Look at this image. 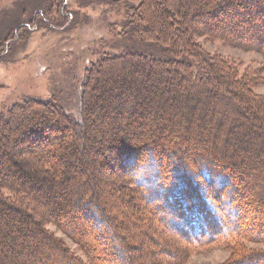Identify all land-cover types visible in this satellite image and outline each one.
Listing matches in <instances>:
<instances>
[{"label":"trees","instance_id":"1","mask_svg":"<svg viewBox=\"0 0 264 264\" xmlns=\"http://www.w3.org/2000/svg\"><path fill=\"white\" fill-rule=\"evenodd\" d=\"M127 7L118 34L126 48L87 70L80 119L54 94L26 98L0 112V264H22L16 247L30 237L36 240L26 246L31 261L39 258L34 254L46 232L37 206L49 204L47 213L56 222L68 192L75 193L68 201L73 210L101 202L92 188L104 166L125 169L141 160L143 171L161 165L186 170L192 178L203 167L202 174L223 186L255 174L251 187L261 188L254 196L264 203V95L255 91L264 62L241 69L236 59L208 51L198 40H223L264 57V0H140ZM36 13L49 22L44 10ZM66 17V24L73 19ZM128 41H137V47ZM84 172L90 176L82 182ZM167 182L172 190L174 183ZM186 185L177 199L184 211L171 208L165 228L179 236L181 230L185 242L198 247L199 238L216 226V207L202 190L203 199ZM158 190L146 195L155 201L150 205L155 218L166 209ZM92 210V216L99 214ZM112 255L106 258L110 264Z\"/></svg>","mask_w":264,"mask_h":264},{"label":"rangeland","instance_id":"2","mask_svg":"<svg viewBox=\"0 0 264 264\" xmlns=\"http://www.w3.org/2000/svg\"><path fill=\"white\" fill-rule=\"evenodd\" d=\"M139 3L140 0H0V112L26 98L46 100L54 94L79 118L81 83L87 70L105 55L124 52L127 42L118 34L124 29L127 5ZM40 9L47 13L49 22L35 14ZM66 14L73 18L67 24ZM198 40L208 51L236 59L241 69L259 67L264 62L260 53L229 42L207 37ZM128 43L138 45L137 41ZM255 91L264 95V73ZM145 155L142 153L141 157ZM163 163H167L165 158ZM141 164V160H136L125 164V169L102 167L97 173L101 180L92 188L101 202L94 201L89 208L98 215L92 216L89 209L81 207L73 210L68 203L75 195L71 192L63 198L66 204L56 222L47 213L49 204L37 206L35 211L42 213L38 217L46 237L41 239V251L34 254L39 255L35 262L28 253L30 247L26 248L27 242L34 246V238L25 239L22 247H16L22 264H110L106 258L111 251L112 264H264V203L257 202L259 198L254 196L261 188L257 191L251 187L255 174L242 175V183L232 181L223 186L202 174L203 167L192 178L186 170H165L161 165L146 172ZM88 176L84 172L82 182ZM167 180L177 189L167 188ZM185 183L190 190L191 186L196 187L201 198L202 190L216 207L212 215L216 226L210 235L199 238L203 243L198 247L185 242L181 230L182 237L165 228V222L173 217L171 208L184 211L177 199L180 200V187ZM156 187L160 192L158 199L167 209L159 218L151 214L150 205L155 201L150 202L146 196ZM216 189L221 190L219 194ZM191 194L195 197L197 193ZM96 203L101 208L95 207ZM205 205L208 207L204 200ZM162 217L165 221H161ZM232 227L239 228L234 231ZM228 228H232L229 234Z\"/></svg>","mask_w":264,"mask_h":264}]
</instances>
